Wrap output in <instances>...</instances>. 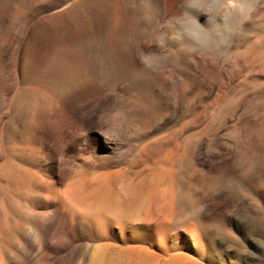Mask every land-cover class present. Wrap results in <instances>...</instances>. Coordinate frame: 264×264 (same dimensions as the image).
<instances>
[{
    "label": "rangeland",
    "instance_id": "obj_1",
    "mask_svg": "<svg viewBox=\"0 0 264 264\" xmlns=\"http://www.w3.org/2000/svg\"><path fill=\"white\" fill-rule=\"evenodd\" d=\"M127 1L0 0V264H264V0L227 25L225 0L137 24ZM141 87L130 138L114 115ZM104 172L103 221L66 220Z\"/></svg>",
    "mask_w": 264,
    "mask_h": 264
},
{
    "label": "bare ground",
    "instance_id": "obj_2",
    "mask_svg": "<svg viewBox=\"0 0 264 264\" xmlns=\"http://www.w3.org/2000/svg\"><path fill=\"white\" fill-rule=\"evenodd\" d=\"M123 1L126 2L127 0H123ZM111 2H112V0H111ZM140 2H141L140 3L141 9L139 10V12H137L138 16H137V20H135V23L136 22L137 23L142 22L143 19L154 20L157 18H165L167 16V9H168L167 6L168 5L166 6L165 0H140ZM82 3H84V2H82ZM127 3H128V1L126 2V4ZM250 3L252 5V1L246 2V1H242V0H228V2H227L225 0L226 11H229L230 18H228V21H227V18L224 17V19H225L223 21L224 25H227V23L229 24V20H231V19L239 22V20H237L238 17H240L239 19L243 20L245 17L249 16V9L252 7L250 5ZM90 4H92V3H90ZM248 6L250 7L249 9H248ZM250 11H251V9H250ZM131 15H130V17L133 20L134 19V18H132L133 15L132 16ZM135 16H136V14H135ZM243 16H245V17L241 18ZM205 17H207V16L206 15H200L198 17V19L195 18L196 21L194 19V22H193L194 25L199 27L198 24H201L202 26L205 27L206 22H207V21L206 22L204 21ZM51 18H53V17H51ZM135 23H133V24H135ZM198 29H197V31H198ZM169 56H170V59L172 62L177 63L180 61V55H179L178 50H171L169 53ZM154 62L156 63L157 61H154ZM74 70H76V69H74ZM136 90L138 93L137 98L135 97V100H133L132 102H131V100H132V98H131V100H129V102H128L130 104L127 107L123 106V109L121 108L114 115V119H115V121H117V124L116 125L114 124L115 125L114 127H116L114 130L117 129L120 131H124L128 134V137H130V138L142 136L143 127L141 125V117L145 113V109H146L145 105L143 103V97L145 94V90L142 87L139 89L137 88ZM259 118H260V121L257 124L258 126H256L257 128L255 129V131H256L255 134H257V137H260L261 139H263L262 140V142H263L264 141V110L261 113ZM257 120H258V118H257ZM114 127H112V128H114ZM246 127L243 129L244 131H242L241 138L239 137L241 139V142H240L241 145L240 146H242V149L240 150V148H241L240 146H239L240 148L238 149V150L242 151V154L245 156L254 152V145L256 144L255 143V134H254L253 128H251V126L250 127L248 126L247 128ZM114 132H116V131H114ZM112 136H113V134H112ZM260 138H257V139H260ZM257 139H256V141H257ZM239 141L240 140H238V143H239ZM105 144L107 146V143H105ZM116 144H117V141L115 139L114 144H111L112 148H114L116 146ZM246 159L248 160V158H246ZM96 165H97V167H100V168L106 167V164L104 162L103 163H96ZM10 166H11V167H9L10 169L14 170V172L19 173L17 170L18 168L16 166H15L16 168L13 165H10ZM26 173H27V171L25 169H22V177ZM110 178H112V173H108V172L100 173L96 176V178L94 180V186H96V189H97L96 194L90 195L88 192L79 191V189H78V191H77V189L76 190L72 189L70 191L68 190L67 198L70 201V204L74 205L77 209H81L83 215H80V214L76 215L77 212L75 213L74 210L73 211L71 210L70 213H68L64 216V217H66V220H68V218H69L68 221L71 222V221L80 219L79 221L82 222V220L87 219V217L93 216V218L100 220V221H103L102 217L104 215L102 212L106 213L107 210H108L107 212H109V208L112 205V202L110 200V194L107 193V187H108L107 184L110 182L109 181ZM133 203H134L133 200L132 201L129 200L125 204V206L118 205V209L123 211V210H125V208H129V206L133 205ZM112 211H114V210H112ZM112 211H110V212H112ZM60 215H62V214H60Z\"/></svg>",
    "mask_w": 264,
    "mask_h": 264
}]
</instances>
